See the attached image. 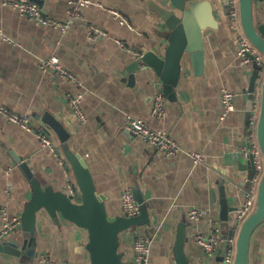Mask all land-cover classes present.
I'll return each mask as SVG.
<instances>
[{"label": "crops", "instance_id": "1", "mask_svg": "<svg viewBox=\"0 0 264 264\" xmlns=\"http://www.w3.org/2000/svg\"><path fill=\"white\" fill-rule=\"evenodd\" d=\"M33 1L57 20L67 14L68 0ZM212 2L218 24L204 31L203 71L195 74L187 55L183 56L174 84L175 98L169 100L164 95V114L157 118L150 109L160 83L151 75L145 81L139 71L134 72L131 83L128 73H124L136 59L139 47L158 40L156 31L159 33L161 21L146 3L91 0L82 7V16L108 34L89 38L82 20L73 19L61 32L38 24L0 0V28L12 40H0V107L27 115L33 129L20 127L0 112V207L5 205L11 214L19 215L30 195L28 181L13 155L22 157L54 189L66 191L63 166L35 133L47 135L60 153L61 142L68 139L85 157L110 213H120L119 196L124 188L140 190L141 205L148 209L150 223L131 229L150 239L147 264H174L171 248L180 221L185 223L184 251L190 264H227L223 259L224 245L209 256L193 237L197 232L218 227L220 180L237 210L244 198L248 185L238 162H246L247 157L240 155L239 148L247 145L248 134H255V123L249 119L251 110L247 109L253 67L251 63H240L236 55L237 41L229 26L227 4L222 0ZM110 9L125 16L130 27L120 24ZM253 16L256 23L264 24V0L254 1ZM51 53L75 76L74 81L51 70L41 71L40 59ZM261 78L258 70L252 95L260 87ZM221 88L235 93L234 109L223 119ZM76 92L82 94L80 104L86 116L83 122L70 109L65 96ZM125 114L166 131L181 151L175 155L156 151L123 127ZM188 150L201 152L205 162L194 164L185 152ZM4 168H8L7 173ZM190 207L204 212L198 219H190ZM131 234L132 230H127L120 236L119 250L126 260H132ZM229 236L232 235L223 238ZM23 237L20 227L1 241H15L20 247ZM86 240L84 228L60 215L54 218L41 211L33 245L18 256L0 252V264H41L39 253H48L54 264H88ZM248 264H264L263 225L251 235Z\"/></svg>", "mask_w": 264, "mask_h": 264}, {"label": "water", "instance_id": "2", "mask_svg": "<svg viewBox=\"0 0 264 264\" xmlns=\"http://www.w3.org/2000/svg\"><path fill=\"white\" fill-rule=\"evenodd\" d=\"M151 8L161 21V29L157 33L158 40L142 45L136 51V59L130 63L125 74L128 81L134 82V72H141L145 81L150 75L160 83V91L169 100L175 98L174 84L178 79L182 58L186 54L195 74L203 71L204 59V31L216 28L217 20L213 13L212 0H142ZM227 4V0H222ZM256 0H237L238 17L242 33L249 42L264 57V24H258L253 16V3ZM227 6V5H226ZM228 8V7H227ZM252 74L248 92L247 109L252 108V86L258 74V67L253 61ZM259 87V108L255 122V137L262 157V173L257 183L254 206L240 221L234 239V255L231 264H248V249L251 235L259 226H264V71H261ZM250 113V111H249ZM62 156L71 170L75 185L79 191L77 201L73 200L66 191L54 189L36 175L29 164L22 157H15L19 162L30 190V195L24 202L19 214L20 227L24 235L20 247L18 242L0 241V252L18 256L34 243V231L37 216L44 211L56 218L58 215L84 228L87 240L85 249L88 253V264H133L132 260L123 258L119 250L120 236L131 227L149 225L148 209L143 203L142 194L138 188L132 189L135 201L139 204V211L134 215L112 214L108 211L105 195L97 191L92 172L82 156L72 146L71 140L60 144ZM245 163L238 162V168L243 169L241 176L245 177L246 186L254 173L252 156H246ZM231 180V179H230ZM232 182V181H231ZM218 220L219 228L225 231L229 224L233 227V217L236 205L229 201L224 189V182L220 180L218 186ZM236 224V220L234 222ZM186 239L185 223L180 221L176 226L172 244L174 264H190L184 251Z\"/></svg>", "mask_w": 264, "mask_h": 264}, {"label": "built area", "instance_id": "3", "mask_svg": "<svg viewBox=\"0 0 264 264\" xmlns=\"http://www.w3.org/2000/svg\"><path fill=\"white\" fill-rule=\"evenodd\" d=\"M91 3V0H68L67 14L63 20H57L46 13H44L41 5L33 0H2V4L8 5L16 9L20 14L27 16L33 21L41 25H48L65 32L73 19L82 20V23L87 29L89 38L107 37V32L100 26L95 25L90 20L84 18L81 14L82 7ZM227 15L229 19V26L235 33L237 41L236 55L239 62L242 64H250L253 56V61L258 67V70L264 71V57L263 55L249 42L241 31L238 17V3L237 0H227ZM114 16L119 18L120 24L130 27V23L125 16L120 14L114 9L109 10ZM0 40L10 41L11 38L6 35L0 28ZM117 43H120L116 40ZM39 68L41 71H54L59 77L67 80L74 81L75 76L68 71L60 62L59 57L55 53H51L39 61ZM67 103L77 119L81 122L85 121L86 116L81 108L80 92L74 95L65 94ZM235 93L227 88L220 90V102L222 107L221 119L226 118L228 114L234 109ZM164 95L160 90L156 91L152 99V106L150 114L153 117H161L165 110ZM259 108V88L254 92L252 98V108L250 113V122L255 123ZM0 112L6 118L19 125L20 127L32 131V126L29 123V117L25 114H17L8 112L5 108L0 107ZM123 127L131 134L141 138L143 141L150 144L156 151L164 155H175L181 151L178 142L174 140L166 131L147 125L142 119L134 117L130 114L124 115ZM40 139L41 144L49 148L57 157V160L64 169V178L67 194L75 201L79 198V191L75 185L71 170L65 161V158L60 153L58 147L49 139L45 134L35 133ZM186 154L191 158L194 164L204 163V156L201 152L188 150ZM240 155L246 157L249 154L252 156L254 162V173L249 181L244 198L235 215L236 224L239 225L240 221L251 211L254 206L257 183L262 173V157L258 147L254 133L248 134L247 145H242L239 148ZM0 169L2 165L0 163ZM6 173L8 168L3 169ZM5 192H9V186L5 188ZM119 209L122 215H134L139 211V204L135 201L132 190L124 188L119 196ZM204 210L197 207H190L187 210L188 218L198 219ZM0 241L13 229L20 228L19 215H13L9 212L5 205L0 207ZM131 234V250L133 264H147L150 239L148 236L141 234L135 229ZM233 236V237H232ZM223 238L219 226H215L206 232H197L194 235V242L205 252L206 255L212 256L216 254L219 246H225V253L223 254L224 262L231 264L234 255V239L235 235ZM225 240V242H224ZM38 260L41 264H54L53 259L48 253H39ZM67 264V263H63Z\"/></svg>", "mask_w": 264, "mask_h": 264}, {"label": "rangeland", "instance_id": "4", "mask_svg": "<svg viewBox=\"0 0 264 264\" xmlns=\"http://www.w3.org/2000/svg\"><path fill=\"white\" fill-rule=\"evenodd\" d=\"M225 10H226V12L228 11L227 6H226ZM236 230H237L236 227L229 228L228 230L223 231L222 232V235L223 236H226V235H235L236 234Z\"/></svg>", "mask_w": 264, "mask_h": 264}, {"label": "trees", "instance_id": "5", "mask_svg": "<svg viewBox=\"0 0 264 264\" xmlns=\"http://www.w3.org/2000/svg\"><path fill=\"white\" fill-rule=\"evenodd\" d=\"M126 231H127V230H126ZM126 231H125V232H126Z\"/></svg>", "mask_w": 264, "mask_h": 264}]
</instances>
